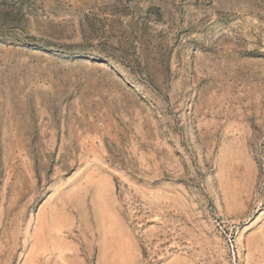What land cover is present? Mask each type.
<instances>
[{"label": "rangeland", "instance_id": "rangeland-1", "mask_svg": "<svg viewBox=\"0 0 264 264\" xmlns=\"http://www.w3.org/2000/svg\"><path fill=\"white\" fill-rule=\"evenodd\" d=\"M0 264H264V0H0Z\"/></svg>", "mask_w": 264, "mask_h": 264}]
</instances>
